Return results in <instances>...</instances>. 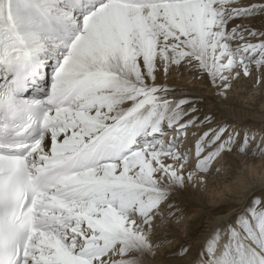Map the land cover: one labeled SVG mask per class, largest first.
<instances>
[{"label": "snow or ice", "instance_id": "1", "mask_svg": "<svg viewBox=\"0 0 264 264\" xmlns=\"http://www.w3.org/2000/svg\"><path fill=\"white\" fill-rule=\"evenodd\" d=\"M257 16L264 0H0V264H146L157 218L180 219L170 197L237 140L264 156V136L221 124L185 172L188 129L213 117L160 75L226 90L264 70V29L243 22ZM186 264H264V201Z\"/></svg>", "mask_w": 264, "mask_h": 264}, {"label": "bare ground", "instance_id": "2", "mask_svg": "<svg viewBox=\"0 0 264 264\" xmlns=\"http://www.w3.org/2000/svg\"><path fill=\"white\" fill-rule=\"evenodd\" d=\"M243 2L259 3L261 1L243 0ZM252 21L253 19H248L247 23L252 25ZM240 22L241 21H236V23ZM243 22L245 23V21ZM253 26L257 29H264V20L260 26ZM260 74L264 75V70L258 71L253 69L250 78L243 77L242 80H244V83L238 84V78L243 74L234 78L233 82L230 83V89L239 95L243 94V88H246L244 87L245 83L249 85L247 87L250 90L259 84L258 89L255 88V90H260L259 93L262 94V96L256 99V105L254 104L249 107L258 112L251 113V115H241L242 113L231 110L232 108L225 106V102H221V99L235 105L243 101H240V99H238L239 97L237 98L236 95L232 94V91H221L220 88L214 86L207 75L201 76L198 72H191L186 68H173L171 73L167 76L163 73L160 74L162 81H166L170 86L175 88L177 98L187 97L190 98L191 101L194 100L196 102L199 101V98L205 100L206 104H208V108L206 112L200 111L198 108L197 115L200 119H203L205 115H211L213 117L212 122L209 124L198 125L195 128L190 127L188 129L192 135L184 139L181 151L191 149L192 156L189 160L190 162H188L184 169L185 172L193 170L196 165V158L194 157V145L196 141L193 140L199 139L203 132L215 128L217 125H226L228 123L229 128L232 129L234 127L233 129L236 131L240 130L241 138L247 133L245 130L249 129L252 132H262L264 134V130L262 129L264 128V90H262V88H264V79ZM205 84H207V86H204ZM250 85L252 86L250 87ZM230 94L232 95L230 96ZM218 106H220V108ZM217 109L220 112L216 111ZM236 116L237 118H234ZM193 133H195V135H193ZM258 139L259 138H257V140ZM238 142L240 141L238 140ZM239 146L233 147L231 151L221 153L214 161L210 172L208 174H200L201 176H205V179L198 180L195 183H189L185 188L178 190L170 197V200L175 205L173 208L175 215L180 218L182 217L183 220L174 224L177 220L172 218L168 223L161 224L159 218H157V230L153 239L160 242L166 241V243L170 240H174L175 242L171 245L162 243L161 247L156 250L155 256L146 258V264H163L166 262L164 258L167 255L177 253L178 251L175 250L176 247L184 246L185 242H188L187 240L192 233L191 226H193V223L198 224L200 221L199 219L203 218L204 214H209L208 216H211L212 220L207 223L206 230L201 238L199 240L197 239V242L203 246L210 237L209 233H212L211 231L218 226L226 224L229 220L231 222L235 221L238 214L247 209V204L251 200L250 198L254 197L259 192H264V156L255 157L251 154H241L238 150ZM250 149L248 150L249 153H251ZM231 173H234L236 178L228 182ZM224 210H226L225 214L217 215ZM212 211H217L215 214V216L217 215L216 217H213L214 214H211ZM193 250L194 246L190 250L185 261L194 259L200 249L198 247L195 253L192 252ZM178 261L179 259H176L174 262L176 264H183V262L179 263Z\"/></svg>", "mask_w": 264, "mask_h": 264}, {"label": "rangeland", "instance_id": "3", "mask_svg": "<svg viewBox=\"0 0 264 264\" xmlns=\"http://www.w3.org/2000/svg\"><path fill=\"white\" fill-rule=\"evenodd\" d=\"M261 1V0H260ZM248 19H253V21H252V25H258V26H260V24L262 23V21L264 20V16H257V17H254V18H246V19H244V21H245V23H247V20ZM237 21H240V20H237ZM252 75L250 74L249 76H244V75H242V76H240L239 78H238V84H241V83H244V80H242L243 79V77H251ZM260 76H262L263 77V79H264V75L263 74H260ZM262 79V78H261ZM202 80V79H201ZM233 82V79L230 81V83H232ZM248 82V81H247ZM202 85V84H201ZM204 86H207V84H205ZM247 86H249L247 83H245V85H244V87H246L245 89L243 88V94L242 95H239L238 93H235V91H233L232 89H230V87L228 88V89H226V90H224V89H221V91H227V90H229V91H232V94H234V95H236L237 96V98L238 99H240V101H243L242 103H239V104H232V103H227L226 101H224L223 99H221V102H225L224 103V105L225 106H227V107H230V108H232L231 110H234V111H238V112H240V113H242L241 115H251V113L253 114V113H255V112H258V111H256V110H253V109H250L249 107H251V106H253L254 104L256 105L257 104V101H256V99H258L260 96H262V94H260L259 92H260V90H258V91H256L255 90V88L256 89H258V87H259V84H257L252 90H250ZM252 85H250V87H251ZM260 87H261V85H260ZM262 90H264V88H262ZM232 94H230V96L232 95ZM221 96H222V94H221ZM199 100V101H198ZM197 101L198 102H196V101H191L192 102V104L194 105V107H196L197 109L199 108L200 109V111H204V112H206L207 111V105L208 104H206V102H205V100L203 99V98H199ZM197 104V105H196ZM206 104V105H205ZM264 105V104H263ZM219 108H220V106H218ZM217 107V108H218ZM218 108V109H219ZM216 110V111H219V110ZM230 111V110H229ZM220 112V111H219ZM247 113H250V114H247ZM260 114H263L262 112H259ZM244 117H246V116H244ZM234 118H237V116L236 117H234ZM234 123H235V121H234ZM226 125H228V123L226 124ZM234 128V127H233ZM232 128V129H233ZM241 128V127H240ZM263 130H264V128H262ZM230 130H231V128H230ZM247 131V133H253V134H255V136H256V140H257V138H261V136H264V134L262 133V132H252V131H250V129L249 130H245V132ZM260 131H262V130H260ZM239 133H240V130L238 131ZM259 134V135H258ZM190 135H192L191 134V132H189L188 131V133H187V136H186V138L187 137H189ZM258 139V140H259ZM256 140H253L252 141V145L254 146L255 144H253V143H255V141ZM193 141H196V140H193ZM239 146L240 145V142H238V140H237V142H236V146ZM235 146V147H236ZM251 147H249V149H250ZM248 149V150H249ZM251 150V149H250ZM240 152V151H239ZM195 153V152H194ZM223 153V152H222ZM194 157L196 158V156L194 155ZM196 160V163H197V159H195ZM190 162V161H189ZM214 164V163H213ZM230 176L231 177H229V180H228V182H231V181H233L236 177H235V174L234 173H231L230 174ZM251 200L249 201V203L247 204V208L253 203V201L255 200V199H260V200H262V201H264V192H259V193H257L254 197H252V198H250ZM186 205H187V203H186ZM175 206V205H174ZM168 211V209L167 208H165V213ZM217 213V211H212L211 212V214H214L213 215V217H216L217 215H222V214H225L226 213V210H224V211H222V212H220V213H218L216 216H215V214ZM209 214H204V216H203V218H200L199 220V222H198V224H196V223H193V226H191V228H192V233H191V235L189 236V239L187 240L188 242H185V245L184 246H190V250L192 249V247L194 246V250L192 251V252H194L195 253V251L197 250V248L199 247V249H201V244L200 243H198L197 242V239L199 240L200 238H201V236H202V234L205 232V230H206V226H207V223L210 221V220H212V218H211V216H208ZM181 220H178V221H176L174 224H177L179 221H182L183 220V218L181 217L180 218ZM229 222H231L230 220L227 222V223H229ZM226 223V224H227ZM226 224H224V225H226ZM216 229V228H215ZM214 229V230H215ZM214 230L213 231H211L212 233L214 232ZM212 233H209L210 234V236L212 235ZM173 242H175L174 240H170V241H168L165 245H171ZM204 245V244H203ZM182 246H178V247H176V251H179V249L181 248ZM188 256V255H187ZM187 256L186 257H183V258H181L180 256H178V255H174V253H172V254H169V255H167L164 259H165V261L167 262H164L163 264H176L174 261L176 260V259H179V263L180 262H183V264H186V261H185V259H187Z\"/></svg>", "mask_w": 264, "mask_h": 264}]
</instances>
